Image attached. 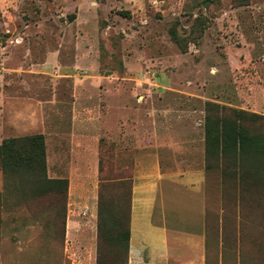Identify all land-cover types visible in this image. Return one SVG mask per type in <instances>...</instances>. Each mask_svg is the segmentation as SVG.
<instances>
[{"label": "rangeland", "instance_id": "rangeland-1", "mask_svg": "<svg viewBox=\"0 0 264 264\" xmlns=\"http://www.w3.org/2000/svg\"><path fill=\"white\" fill-rule=\"evenodd\" d=\"M77 100L95 128L85 141L70 139ZM208 103L264 116V0H0V144L51 126L50 165L60 155L72 172L58 176H73L67 200L29 199L0 173V264L84 261L93 200L101 193L112 208L119 193L128 204L135 151L105 134L110 115L205 121ZM245 125L264 132V121ZM70 197L87 213L74 216L86 236L79 255L66 236Z\"/></svg>", "mask_w": 264, "mask_h": 264}, {"label": "crops", "instance_id": "crops-1", "mask_svg": "<svg viewBox=\"0 0 264 264\" xmlns=\"http://www.w3.org/2000/svg\"><path fill=\"white\" fill-rule=\"evenodd\" d=\"M87 105L78 100L73 105L71 141L88 140L94 133ZM176 114L136 121L110 115L105 123L111 140L124 149L132 143L135 151L127 264H264V178L254 176L237 190L236 201L232 192L225 204L220 169H207L204 120L192 113ZM52 130L48 125L43 128L46 141ZM62 134L56 132L58 141L64 140ZM46 151L49 178L72 172L67 169L71 163L67 166L60 155L54 169L48 145ZM68 180L70 188L73 176ZM69 201L66 236L71 247L78 248L75 253L81 254V240L86 236L82 218L74 216L87 213L82 200L77 204L78 215L71 197ZM89 207L95 230L88 237V258L76 264H96L97 260V202L93 200Z\"/></svg>", "mask_w": 264, "mask_h": 264}, {"label": "trees", "instance_id": "trees-1", "mask_svg": "<svg viewBox=\"0 0 264 264\" xmlns=\"http://www.w3.org/2000/svg\"><path fill=\"white\" fill-rule=\"evenodd\" d=\"M169 34L184 51L185 47L176 29L171 28ZM212 112L222 115L214 117ZM258 121H264V116L211 103L206 105L204 128L207 169H220L225 204L232 199V192L236 201V192L239 188L242 189L245 182L254 180V176L264 178V132L252 133L245 125L247 122ZM0 173L7 185H14L23 197L33 199L53 195L67 200L69 180L48 176L43 134L3 139L0 144ZM103 199L100 193L97 213V264H127L132 187L126 205L119 193L112 199V208H105ZM64 241L65 232L62 234L61 245Z\"/></svg>", "mask_w": 264, "mask_h": 264}]
</instances>
